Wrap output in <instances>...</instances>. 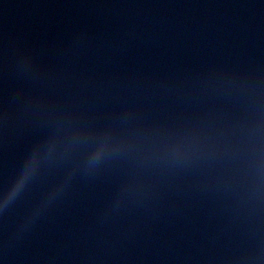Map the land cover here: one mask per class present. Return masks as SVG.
Instances as JSON below:
<instances>
[{"label": "water", "instance_id": "95a60500", "mask_svg": "<svg viewBox=\"0 0 264 264\" xmlns=\"http://www.w3.org/2000/svg\"><path fill=\"white\" fill-rule=\"evenodd\" d=\"M0 264H264V0H0Z\"/></svg>", "mask_w": 264, "mask_h": 264}]
</instances>
